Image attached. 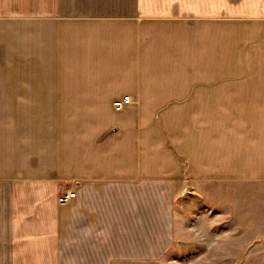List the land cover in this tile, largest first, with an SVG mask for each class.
<instances>
[{"label": "crops", "instance_id": "obj_1", "mask_svg": "<svg viewBox=\"0 0 264 264\" xmlns=\"http://www.w3.org/2000/svg\"><path fill=\"white\" fill-rule=\"evenodd\" d=\"M232 3L0 0V264L158 263L185 190L264 176V124L228 119L264 110V0Z\"/></svg>", "mask_w": 264, "mask_h": 264}, {"label": "rangeland", "instance_id": "obj_2", "mask_svg": "<svg viewBox=\"0 0 264 264\" xmlns=\"http://www.w3.org/2000/svg\"><path fill=\"white\" fill-rule=\"evenodd\" d=\"M255 21H261L264 25V15ZM237 33L231 30V36ZM246 37H250V34L247 33ZM246 50L249 62L246 61L241 69L244 72L253 70L257 77L253 78V82H257L251 87L264 88V45L255 51L248 45ZM247 81L249 78L243 80L245 83ZM240 82L242 79L237 78L228 83L237 85ZM228 114V119L235 120L229 121L230 124H239L242 120L248 124H264V110L228 111ZM235 129L230 128L231 131ZM250 129L255 134L257 126ZM253 177L251 175L247 183L231 184L223 187V190H185L177 200L175 244L161 262L153 264H264V176H256L261 180ZM206 193L219 202L214 207L211 201L212 207L209 206L208 212L205 207ZM225 201H229L231 209H236L233 213L229 208L233 214L229 222L222 221L218 216ZM241 230V234L238 233Z\"/></svg>", "mask_w": 264, "mask_h": 264}, {"label": "built area", "instance_id": "obj_3", "mask_svg": "<svg viewBox=\"0 0 264 264\" xmlns=\"http://www.w3.org/2000/svg\"><path fill=\"white\" fill-rule=\"evenodd\" d=\"M131 99L130 97H125L123 101L117 102L116 107L117 109H122L125 105L130 104ZM76 194L73 191H67L66 193L62 194L60 196V202L61 203H68L75 199Z\"/></svg>", "mask_w": 264, "mask_h": 264}, {"label": "bare ground", "instance_id": "obj_4", "mask_svg": "<svg viewBox=\"0 0 264 264\" xmlns=\"http://www.w3.org/2000/svg\"><path fill=\"white\" fill-rule=\"evenodd\" d=\"M207 84V83H206Z\"/></svg>", "mask_w": 264, "mask_h": 264}]
</instances>
